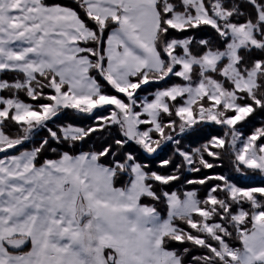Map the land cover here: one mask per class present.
<instances>
[{
  "label": "snow or ice",
  "instance_id": "6c2138e0",
  "mask_svg": "<svg viewBox=\"0 0 264 264\" xmlns=\"http://www.w3.org/2000/svg\"><path fill=\"white\" fill-rule=\"evenodd\" d=\"M258 114L264 0H0V264H264Z\"/></svg>",
  "mask_w": 264,
  "mask_h": 264
},
{
  "label": "trees",
  "instance_id": "16d2710c",
  "mask_svg": "<svg viewBox=\"0 0 264 264\" xmlns=\"http://www.w3.org/2000/svg\"><path fill=\"white\" fill-rule=\"evenodd\" d=\"M65 2H68V0H65ZM194 35H195V38L197 40H199L201 38L209 39V40L214 39V34L210 30L207 31V32H196V33H194ZM157 87L158 86L153 85V86L149 87L147 89V91L142 93L141 95L143 96V95H147L148 92H154ZM59 121L61 123H64V124L72 123L74 125L84 126V127H87V126H89V125H91L93 123L92 120H90V119H88L86 117L78 116V115H76L74 113H71V112H68V113L64 114ZM261 124H264V115H259L258 114L256 119L253 121V123L251 125L248 126L246 131L250 132L254 126H260ZM213 135H222V130H220L216 126H211V125L207 126L205 128H202V129H200L198 131H195V132L191 133L190 135H188L183 140V146L185 148L199 147L202 143H205L207 141V139H209ZM40 139L41 138H36L37 141L40 140ZM105 139H108V135L107 134H105L103 137H101L99 134H96V135H94V137L88 143H86L83 146V148H79L78 147L74 151L76 153H79L80 151H88V150L92 149L93 147H98L99 144L102 143L103 140H105ZM30 147H31V145H30ZM129 150L135 152V146L134 145L130 146ZM136 154L138 155V157L140 158V160L142 162H145V163H147L150 166L151 170L158 171V172H163V173L171 172L170 168L169 169H164V168L159 167V161H160V159H167V158L173 156V147L172 146H168L157 157H145L142 154H139V153H136ZM49 155H51V153H49ZM174 159H175V157H174ZM177 162H179V161L177 160ZM216 173L230 175L231 177L234 178V182H236L241 187L259 186L260 183H261L259 178L246 179V178L239 177L238 174H236L232 170L228 160L224 161V166L222 168H214V169H211V170H205L204 173H198V174L185 172L184 173V177H186L188 179L202 178L203 175L216 174ZM125 182H126V178L124 180H122L121 182H119L117 186H122L123 183H125ZM192 187L193 186L186 185V184H183L181 182H176L175 185L169 186L168 190L169 191H183L186 188H192ZM195 187L200 189V195H204L203 186H195ZM143 202L145 204L155 203V206H156L157 210L160 212L161 216L162 217H166L167 208H166V205L163 202L156 203V202H153V201H150V200H147V199H145ZM236 246H238V247L240 246L238 242H236Z\"/></svg>",
  "mask_w": 264,
  "mask_h": 264
},
{
  "label": "rangeland",
  "instance_id": "374dc122",
  "mask_svg": "<svg viewBox=\"0 0 264 264\" xmlns=\"http://www.w3.org/2000/svg\"><path fill=\"white\" fill-rule=\"evenodd\" d=\"M13 75H14V74L9 73L8 76L5 77V78L10 79V78H12ZM58 123H61V122L58 121ZM63 124H64V123H63ZM44 135H45V133H44V132H41L36 138H43Z\"/></svg>",
  "mask_w": 264,
  "mask_h": 264
},
{
  "label": "crops",
  "instance_id": "0c3cea01",
  "mask_svg": "<svg viewBox=\"0 0 264 264\" xmlns=\"http://www.w3.org/2000/svg\"><path fill=\"white\" fill-rule=\"evenodd\" d=\"M25 248H26V249H24L25 251H29L30 250V245L25 246Z\"/></svg>",
  "mask_w": 264,
  "mask_h": 264
}]
</instances>
